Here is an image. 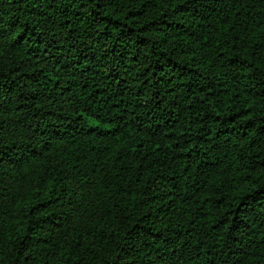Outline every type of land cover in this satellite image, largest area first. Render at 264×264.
I'll use <instances>...</instances> for the list:
<instances>
[{
	"label": "trees",
	"instance_id": "obj_1",
	"mask_svg": "<svg viewBox=\"0 0 264 264\" xmlns=\"http://www.w3.org/2000/svg\"><path fill=\"white\" fill-rule=\"evenodd\" d=\"M0 264H264V0H0Z\"/></svg>",
	"mask_w": 264,
	"mask_h": 264
}]
</instances>
